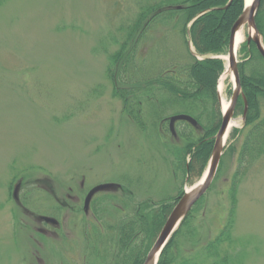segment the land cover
<instances>
[{"label":"rangeland","instance_id":"rangeland-1","mask_svg":"<svg viewBox=\"0 0 264 264\" xmlns=\"http://www.w3.org/2000/svg\"><path fill=\"white\" fill-rule=\"evenodd\" d=\"M142 2L7 0L0 5V264H111L106 258L111 252L92 239L99 236L96 226H103L94 211L83 209L91 188L120 185L95 197L112 195L103 218L113 221L131 197L173 198L202 180L209 163L187 180L166 150L180 145L179 138L163 124L156 135L148 107L142 116L147 129L138 127L107 75L109 56L118 49L111 34L136 18ZM183 44L173 24L158 25L140 45L137 62L184 65L178 54ZM245 55L241 45L239 64ZM233 85L227 78L229 101ZM216 108L222 110L219 95ZM174 112L166 116L185 109ZM232 122L212 187L200 198L205 200L195 223L205 239L217 234L229 215L230 180L239 169L246 132L241 111ZM251 164L238 190L233 233L242 264H264V155ZM87 240L97 248L89 249Z\"/></svg>","mask_w":264,"mask_h":264},{"label":"trees","instance_id":"trees-1","mask_svg":"<svg viewBox=\"0 0 264 264\" xmlns=\"http://www.w3.org/2000/svg\"><path fill=\"white\" fill-rule=\"evenodd\" d=\"M6 1L0 0V5ZM244 1L143 0L136 18L125 23L126 29L122 23L120 29L111 34L118 49L109 56L106 72L113 82L114 95L123 100L131 120L146 130L147 125L142 116L143 110L148 107L153 129L157 128L155 134L159 135L162 124L163 130L171 133L170 117L166 115L183 108L185 112L182 114L193 116L202 129L199 132L193 124L177 121L176 137L180 145L176 144L177 147L173 149L165 144L169 158L171 155L176 157L187 180L190 174L200 175L204 172L213 152L215 136L222 121V112L216 108L217 86L225 70L224 61L214 56L227 52L231 30L243 12ZM189 23L191 26L188 27ZM256 23L264 39V0H261ZM162 24H173L184 39L183 53H178L179 59H186L184 65L175 62L169 67H161L154 61L151 64L137 62L140 45L154 28ZM190 41L195 53L190 49ZM242 52L246 54L239 64L244 97L240 96L235 115L239 111L244 115L245 100L248 110L245 117V142L239 153V169L230 180L227 221L217 234L205 239L201 227L195 223L203 208V197L174 233L158 264L243 263L242 253L236 250L233 231L238 190L246 176L247 165L250 166L264 155V57L253 41L243 43ZM197 55L204 58L198 59ZM235 151V148L230 147V154ZM183 194L184 189H181L175 197L161 200H137L131 197L124 201L125 211L113 221L103 218L106 202L112 195L95 198L91 210L103 228L94 227L99 236L96 234L93 241L101 242L111 252L106 256L111 259V264H143L174 205ZM104 230L107 234H104ZM93 241L87 240L89 249L97 248Z\"/></svg>","mask_w":264,"mask_h":264},{"label":"water","instance_id":"water-1","mask_svg":"<svg viewBox=\"0 0 264 264\" xmlns=\"http://www.w3.org/2000/svg\"><path fill=\"white\" fill-rule=\"evenodd\" d=\"M261 5V0H245L244 10L242 14L239 16L237 21L235 22L231 34H230V40L227 50V56H228V66L226 65L225 74L226 72H231L233 76V93L230 99L229 106L223 110L222 109V122L221 126L215 136V144L213 148V152L210 158V162L207 168L206 173L204 174L202 180L191 187L189 190H185V193L183 196L180 197V199L175 204L173 210L171 211L170 215L168 216L162 230L160 231L157 239L155 240L154 244L150 248L146 260L144 264H158L160 257L169 243L170 239L174 235V233L177 231V229L180 227L183 220L186 218V216L189 214V212L192 210L194 205L200 200V198L207 192V190L212 185V182L214 181V178L216 176V173L219 168L220 160L222 157V154L224 152V147L230 132V129L232 128V120L234 118L236 106L238 103V99L240 96H243L242 93V84H241V76L239 71V59L237 54V46L239 44L237 35L240 29L244 26H248V28H254L255 34L249 35L247 40L253 41L256 45L262 56L264 57V39L263 36L257 26L256 23V15L259 11ZM219 58H225L221 55L217 56ZM222 74V75H223ZM222 77V76H221ZM220 100V95H219ZM221 103V100H220ZM246 108L244 112V119L247 114L248 110V104L245 100ZM179 120H185L193 125H197V121L195 118L188 114H178L170 118V128L173 134H175V123ZM115 184L113 183H106L101 184L96 187H94L86 197L85 201V209L86 211L89 208L90 202L92 197L95 193L101 190H106L113 188ZM18 187L16 188L15 195H17ZM46 221L51 222L53 224H58V221L54 218L45 217Z\"/></svg>","mask_w":264,"mask_h":264},{"label":"bare ground","instance_id":"bare-ground-1","mask_svg":"<svg viewBox=\"0 0 264 264\" xmlns=\"http://www.w3.org/2000/svg\"><path fill=\"white\" fill-rule=\"evenodd\" d=\"M255 34V29L254 28H248V26H244L240 29V31L238 32L237 35V39H238V48H237V54L239 52L240 46L243 44V42L247 39V37L249 35H254ZM226 59V63L228 66V56L225 57ZM231 78L233 79L232 73L231 72H226L225 74L222 75V77L219 80V85H218V91H219V95H220V100H221V106L222 109L225 110L228 106H229V100H227L224 96V89H225V82L227 78ZM235 125V122H232V126Z\"/></svg>","mask_w":264,"mask_h":264},{"label":"flooded vegetation","instance_id":"flooded-vegetation-1","mask_svg":"<svg viewBox=\"0 0 264 264\" xmlns=\"http://www.w3.org/2000/svg\"><path fill=\"white\" fill-rule=\"evenodd\" d=\"M119 186H117L116 188H118ZM88 194V193H87ZM97 195V194H96ZM96 195L93 197V199H92V202L94 201V199H95V197H96ZM17 195H15V197H16ZM87 196V195H86ZM86 196H85V199H86ZM92 202H91V205H92ZM84 203H85V200H84ZM83 209H85L84 208V205H83ZM90 210H91V207H90ZM42 218V217H41ZM43 219H44V217H43ZM45 220V219H44Z\"/></svg>","mask_w":264,"mask_h":264}]
</instances>
